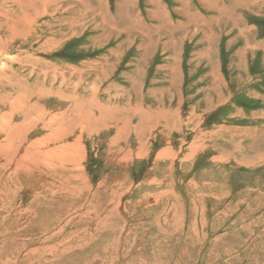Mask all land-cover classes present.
I'll return each mask as SVG.
<instances>
[{
  "label": "rangeland",
  "instance_id": "rangeland-1",
  "mask_svg": "<svg viewBox=\"0 0 264 264\" xmlns=\"http://www.w3.org/2000/svg\"><path fill=\"white\" fill-rule=\"evenodd\" d=\"M58 75L65 191L17 184L0 264H264V0H0V104Z\"/></svg>",
  "mask_w": 264,
  "mask_h": 264
},
{
  "label": "bare ground",
  "instance_id": "bare-ground-1",
  "mask_svg": "<svg viewBox=\"0 0 264 264\" xmlns=\"http://www.w3.org/2000/svg\"><path fill=\"white\" fill-rule=\"evenodd\" d=\"M60 76L62 78L59 84L55 85V88L51 86V83L49 88L44 87V82L42 86L34 85V88L30 90L18 85L24 89L21 92H12L13 94L10 95L11 101L8 104L5 102L6 99L1 102V104L6 105V109L0 110V173H2L3 169L9 168V171L4 175L3 173L0 174V210L10 209L9 207H11L14 197L13 189L17 187L18 183L25 188L28 185L29 187L35 186V184H38V180L43 179V174L49 176V179L45 178V182H41L44 184L43 186L38 184L43 193H50L49 195L52 197H60L65 191L64 188L61 190L58 186H55L54 180L56 178L61 183V176L58 174L61 165L69 163L68 159L70 158L74 159L73 150L70 149L75 146L74 144L78 141L79 134H82L81 126L79 125L80 131L78 135L74 132L76 139L72 140V144L67 143L68 141L65 143L63 141L68 133H71L76 128L78 129L79 119L82 120V114L80 112H72L69 108L62 113L63 109L60 107H57L55 113L52 114L53 112L45 110L43 105L37 104L46 95H50L52 90H61L64 78L62 75H58V78ZM56 78V75H52L51 79L55 82ZM27 86L29 87V85ZM33 96L38 101L36 104L30 102ZM56 96L58 101L61 102L63 96L58 94ZM27 101L29 102L27 103ZM39 106L42 110H39ZM18 117H21L20 121H18ZM99 118L98 120H101V114ZM92 119L94 117L90 118L89 114L85 115V120L88 123L84 122L90 124ZM35 123H42L40 128L44 131V134L39 138L30 140L27 135L33 129ZM41 141H43L42 144Z\"/></svg>",
  "mask_w": 264,
  "mask_h": 264
}]
</instances>
